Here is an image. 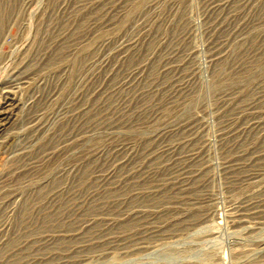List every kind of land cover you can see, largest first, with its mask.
<instances>
[{"label":"rangeland","instance_id":"374dc122","mask_svg":"<svg viewBox=\"0 0 264 264\" xmlns=\"http://www.w3.org/2000/svg\"><path fill=\"white\" fill-rule=\"evenodd\" d=\"M0 264H264V0H0Z\"/></svg>","mask_w":264,"mask_h":264},{"label":"bare ground","instance_id":"6f19581e","mask_svg":"<svg viewBox=\"0 0 264 264\" xmlns=\"http://www.w3.org/2000/svg\"><path fill=\"white\" fill-rule=\"evenodd\" d=\"M7 119L8 117H5V115L0 114V128H2L5 125L4 121Z\"/></svg>","mask_w":264,"mask_h":264}]
</instances>
